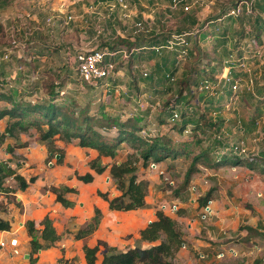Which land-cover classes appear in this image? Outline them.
I'll list each match as a JSON object with an SVG mask.
<instances>
[{
    "label": "rangeland",
    "instance_id": "374dc122",
    "mask_svg": "<svg viewBox=\"0 0 264 264\" xmlns=\"http://www.w3.org/2000/svg\"><path fill=\"white\" fill-rule=\"evenodd\" d=\"M245 1L180 0L175 6L174 0H14L0 9V93L17 91L18 96L25 100L43 101L49 98L52 84L67 71L70 78L60 88L59 104H72L73 101L81 107L89 104L95 113L104 105L106 112L122 119L129 116L139 118V125L144 128L140 134L144 137L167 135L175 143L189 142V155L178 160L174 167H170L171 162L167 160L159 163L158 168L150 164L140 169V177L150 182L148 199L155 197L160 205L169 204L175 210L170 215L184 210V217L172 216L178 220L184 233L188 264H255L257 260L264 261V172L247 167L219 170L201 168L187 183L193 156L204 148L197 143L198 140H205L203 145H207L215 137L209 130L207 133L192 130L189 135L180 133L176 126L181 119L172 121L169 111L164 108L171 94L162 98L151 91L144 92V88L150 86V81L142 73L147 68L153 72L154 60L134 70L128 66L117 67L115 77L111 78V87L101 85L96 88L79 77L74 64L75 53L101 48L106 42L116 44L119 38L135 40L155 34L181 32V25L193 26L192 19H185L183 13L194 12L199 24L195 28L205 26L211 20H216L215 16L222 10L227 12L234 3L241 6ZM187 5L190 6L189 10L185 9ZM212 44L202 46L207 50ZM247 48L246 53H249ZM7 53L8 59L4 57ZM261 54L251 64L252 82L248 79L242 83L238 95L233 98L226 95L210 98L215 102L224 99L223 103L227 104L226 110L220 114L225 120L222 132L234 142L243 138L252 153L250 155L255 157V161L259 159V164L264 166L261 160L264 158V141L255 140L259 137V131H264V118L252 131L244 127V136L239 134L236 127L240 122L244 126L243 121L248 122L259 114L256 108L262 107L257 102L261 97L257 92H262L264 87V52ZM178 66L177 76L180 78L188 63ZM135 82L139 84L141 94L133 90ZM202 101L199 113L214 116L206 105L208 100ZM7 106L6 101H0V108ZM8 120L7 117L0 120V131L5 130ZM102 132L110 137L117 135L115 129ZM20 144L26 146L19 147ZM58 146L64 149L61 164L57 155L51 157L39 142L35 128L22 133L18 141L9 138L0 144V160L28 181L32 177L37 178L23 191L14 175H11L3 185L8 191L0 188V219L11 224L10 230L4 233L0 231V238L6 241L5 246L0 245V264H88L84 246H95V232L82 239H77L76 233L93 215V208L100 205L98 190L109 192L111 197L117 194L109 173L113 160L102 157V162L109 164L106 172L100 176L95 174L93 183L83 184L77 181L75 173L91 171L88 163L97 157V152L79 146L76 141H58ZM129 152L131 149L127 146L116 159L125 160ZM60 185L76 186L78 189L77 194H68L75 201L72 209H64L47 189ZM192 185L196 186L195 191H191ZM210 189L216 190L213 195L215 201L210 203V211L203 217L196 202ZM177 192L178 199L175 197ZM178 200L179 204L175 203ZM192 200L196 202L192 203ZM46 215L52 218L61 238L54 246L33 253L26 222L34 220L41 229L39 223ZM131 216V213L127 215L123 212L116 217L110 216L111 220H121L119 226L123 234L120 228L118 230L123 240L136 234L133 228L130 230L126 227V221H131ZM249 228L253 230L249 231ZM15 237L18 238L17 246L11 244V239ZM230 248L235 251L229 253ZM15 249L19 250L18 254ZM222 251L226 255L219 258L218 254ZM97 257V263H100L103 247Z\"/></svg>",
    "mask_w": 264,
    "mask_h": 264
},
{
    "label": "trees",
    "instance_id": "16d2710c",
    "mask_svg": "<svg viewBox=\"0 0 264 264\" xmlns=\"http://www.w3.org/2000/svg\"><path fill=\"white\" fill-rule=\"evenodd\" d=\"M12 1L14 0H0V9L9 5ZM247 1L251 2L253 14L250 17L247 15L238 18L230 16L229 20H227V25H232L235 19L239 20L240 29L237 35L241 38L249 36L259 46H264V18H261V13H264V0ZM234 5H237V3H234ZM228 34V28L222 30L221 27H214L213 35H215L218 45L224 46L228 39ZM171 37L172 33L155 34L149 38L145 36L137 38L134 42L129 39L119 38L117 45H123L127 48L128 63L120 60L119 54L114 57L108 56L107 60L112 59V61L116 62V68L128 66L129 69L134 70L135 66L142 61L143 53L146 52L143 48L148 47V59L151 62L155 59L156 61L154 62L153 72L143 76L145 78L148 77L147 80L150 81V86L144 88V92L151 91L162 98L167 94H171L170 99L164 103L167 104L164 108L169 111L171 117H173L175 111H180V124L176 126L180 133L184 134L185 130L190 126L193 132L202 131L207 133L208 130H211L213 134H218L225 124V120L220 114L226 110L225 105L227 104L223 103L224 99L221 102H215L210 96L220 97L226 95L229 98L232 97L231 87L233 81L225 87L218 86L214 95L198 93L197 89L208 74L209 77L206 78L215 79V76L208 70V68H212L211 64L213 62L223 65L221 57L216 56L219 46L215 45L210 50L202 49L198 45L195 48L193 47V50L189 48L192 58L189 61L190 63H188L187 72L178 78L176 76L178 51H173L175 57H172L165 53L167 49L164 47H160L159 50L151 49L165 45ZM108 46L109 43L107 42L102 45V47ZM55 49L59 50V48ZM111 49L115 50L118 48L112 46ZM224 53L229 57L232 51L225 49ZM237 53L239 56L243 55L241 50ZM232 75L237 78L245 76V73L242 70H233ZM69 78L70 75L66 71L61 76V79L52 84V89L48 93L49 98L43 101L32 102L25 100L23 97L18 96L17 91L0 93V101H6L9 104L7 107L0 108V120L6 117L9 119L5 130L0 131V144L4 143L8 138L18 141L22 133L35 128L39 134V142L45 146L51 157L59 155L58 163L61 164L64 159V149L58 146V141L64 143L76 141L79 146L98 152L97 157L88 163L91 171L84 174L75 173L77 181L89 184L95 180V174L101 175L105 173L109 164L103 163L102 157H108L113 160L110 166V177L113 179L120 194L111 197L109 192L98 190V195L109 203L111 210L130 211L148 208L149 204L146 202V197L150 182L140 177L141 166L148 167L152 163L170 160V167H174L178 160L187 158L189 155V142L181 141L180 143H175L167 135L144 137L140 134L144 128L139 125V118L133 119L132 116H129L126 119H122L106 112L104 105H101L95 113V110L89 104L83 107L75 101L72 104H59L57 100L61 98L60 88L65 86ZM111 78L113 77L108 78L110 80H107V78L99 79L95 85L91 86L96 88L101 85L111 87ZM103 81H105V84ZM132 87L133 90L141 94L140 86L137 82ZM108 89L112 91L111 88ZM258 91L257 93L262 96L257 101L262 105V107L256 108V112H259V114H255L248 123H243L249 131L256 129L257 122L264 118V87L262 92L261 90ZM202 100H208L206 105L209 106L212 113H216V116L208 117L203 112L199 113V106L203 102ZM194 106L197 109L195 111ZM113 129L117 132L116 136L110 137L102 132ZM197 143L204 148L193 156V164L187 173V183L201 170L200 166L203 165L214 170L225 167H247L264 172V166L259 164V159L256 161L255 158L254 160L243 159L233 152L216 154L217 151L225 147L224 142L217 137L210 143L207 142L206 146L203 145L206 143L205 140H198ZM24 146L26 144H20L19 147ZM127 146L131 149L128 157L125 160H117L116 158ZM261 160L264 162V158ZM11 175H14L19 183V188L23 191L30 184L36 182L37 179L32 177L28 181L24 176L18 174L13 168L8 167L0 160V188L4 187V180ZM3 189L7 190V188ZM47 189L56 196V201L64 207H74L75 201L70 199L68 194H77L78 189L76 187L60 185L50 186ZM215 192V189H210L204 196L200 197V207L207 206L209 201L213 200ZM176 195L179 196V192ZM182 211L179 210L180 214L184 213ZM102 218L103 212L96 206L93 216L76 233L77 239L92 235L99 228ZM39 224L42 226L41 229L38 228L34 220L30 219L26 222V228L31 237L30 245L33 253L54 246L61 238L49 215H46ZM10 229V222L0 219V231ZM252 230V228H249V231ZM144 243L149 245L144 246ZM183 245H185L184 233L178 220L159 209L156 212V218L141 230L140 238L136 241L134 247L120 250L115 246L109 245L106 241L99 240L93 247L85 245L84 252L88 264H175L176 254ZM101 247H103V257L100 263H97V253ZM255 264H264V261L257 260Z\"/></svg>",
    "mask_w": 264,
    "mask_h": 264
},
{
    "label": "built area",
    "instance_id": "2783aa9c",
    "mask_svg": "<svg viewBox=\"0 0 264 264\" xmlns=\"http://www.w3.org/2000/svg\"><path fill=\"white\" fill-rule=\"evenodd\" d=\"M120 2H123V0H119ZM175 1V6L178 5L180 0H174ZM186 10L190 9V6L187 5L185 6ZM253 14L251 2L245 1L244 4L240 6L239 3L237 5H233L230 10H227V12L223 15L217 18L216 20H211L208 22V24L203 25L200 30L208 31L209 26L211 23H217L218 21H223L226 17H240V16H251ZM250 29V28H248ZM196 30H189L185 32H176L172 34V37L167 40L166 44L163 46L159 47H153V49L159 50L161 48H167L171 50H176L178 51V61H183L188 57V52L190 48V41H188V38L191 36H195L197 33ZM249 47V53H246V50L243 48L242 52L243 55L239 56L238 51L237 52H232V54L225 60V64L223 66V71L222 73H218L215 75V79H210V78H205L199 85L197 92L198 93H208L210 95H214L216 93V88L218 86L225 87L228 83L232 82V98L235 97V95H238L239 92L241 91V86L242 83L246 82L248 79L251 80L252 82V67L251 64L254 60L257 58H260L262 56V52H264V46H259L257 42L254 39L250 40V43L248 44ZM117 54H122L124 59H129V55L127 52L126 47H120L118 49H111L110 47H101L97 49H92V50H80L75 53V58H74V64L77 68L79 77L81 80L89 85H95L99 79L102 78H110V77H115L114 75L116 74V65L117 63L112 61V59L107 60L108 56L114 57ZM6 59L9 58V54H5L4 56ZM233 70H242L245 73V76H239L237 78H234L232 75ZM150 73L146 70L144 71V76L149 75ZM261 96L258 94V97ZM231 98V97H230ZM262 96L259 98L261 99ZM216 116V113L213 114ZM181 119V113L180 111H175L173 117L171 118L172 121L176 122L177 120ZM261 121L257 122V126L260 124ZM256 126V128H257ZM239 130V134L241 136H244L245 128L242 126V122H240L236 126ZM223 127L221 131L216 134L214 133V137H217L219 140H222L224 142V148L221 149L220 151H217L216 154H221L224 152H233L239 157L243 159H249V160H254V156L250 155L252 154L249 150V147L247 143L244 141L243 138L238 139L239 141L234 142L232 141L233 139H230L225 133L222 132ZM192 132L191 127L189 126L187 130H185V134L189 135ZM210 133H212L211 130H209ZM223 134V135H222ZM257 134V133H256ZM254 135V134H253ZM255 140L259 141H264V131H259V137L256 138ZM209 143L211 140L208 141ZM151 166L154 168H158L157 163H152ZM203 169H208L204 166H200ZM232 169H237V167H233ZM173 183V181H172ZM197 188L196 186L192 185L191 191H195ZM212 201H209L208 205L202 208V215L203 217H206L208 214V211H210L211 208V203ZM163 211H167L168 213H173L175 210L169 205H164L162 207ZM3 233L6 231H2ZM11 244L13 246L18 245V238H12L11 239ZM0 245L5 246L6 241L4 238H0ZM231 251H235L233 248H230L228 250L229 253H232ZM15 252L18 254L19 250L15 249ZM226 255L224 251L220 252L218 254L219 258H223Z\"/></svg>",
    "mask_w": 264,
    "mask_h": 264
},
{
    "label": "crops",
    "instance_id": "0c3cea01",
    "mask_svg": "<svg viewBox=\"0 0 264 264\" xmlns=\"http://www.w3.org/2000/svg\"><path fill=\"white\" fill-rule=\"evenodd\" d=\"M223 12L224 11L222 10L220 14L216 15L215 16L216 19L219 18L220 15H222ZM225 13L226 12H224V14ZM183 14L185 16V19H192V22L191 23L193 24V26H191V28H189V27H186L184 25H181L183 28L180 27V30L179 31L185 32V31H189V30H196V29L198 30L195 36H191V37L188 38V41H190V48H191V50H193V47L195 48L196 45H198L202 49H205L203 46H206V43H210V42L213 43V44L209 48L207 47L208 50H210L211 48H214L215 45H218L217 39H216L215 35H213V33H214V27H216V26L219 27V28L221 27L222 30H226L228 28V30H229V34L227 35V38L228 39L226 40L224 46L223 45H218L219 48H218V51L216 53V56L221 57V60H223V62H222L223 65L221 66V65H218L215 62H213L211 64V67L212 68H208V70H210V73L212 75H214V76L216 74L220 73V72L222 73V71H223L222 69H223V66L225 64V60L228 58L225 55V53H224L225 49L226 50H231L232 52H237L239 50L242 51L243 48L246 50V48L248 47L247 45L249 44V40L252 39L249 36H246L244 38H241L240 36L237 35V32L240 29V22H239V20L237 21V19L234 20V23L233 24L231 22L232 25L229 26V25H227V23H228L227 20H229L230 17H226L223 21H218L216 24H212L211 27H210V30L204 31V30H200L199 29V27H202V26H199L198 28H195L199 24H198V20H196L197 17L195 16L194 12H188V13H183ZM261 18H264V13H261ZM215 29H217V28H215ZM208 32H211V33H208ZM156 35H158V34H156ZM125 39H127V38H125ZM129 40L132 41V42H134L135 40H137V38L135 40H132V39H129ZM109 46H110V48L112 46H115L116 48H120L123 45H117V42H116V44L109 43ZM147 48H143V50L146 51V52L143 53L142 61L140 63H138L135 66V68H138L140 66L141 67L142 66H145V65H147L148 62L152 63L151 61H148V55H149V53L147 52ZM151 49H153V48H151ZM247 50H248V48H247ZM166 51L167 52H165V53H167L168 55H171L172 57H175V54H174L173 51H176V50L167 49ZM119 55H120V60H122L125 63H128V59H124V57L122 56V54H119ZM191 58H192V56L190 55V52H189L188 57L185 60H183V61H178V55H177V66L179 64L181 65V64L190 63V62H188V60L190 61ZM155 61H156V59L154 60V62ZM123 67H126V66H123ZM179 69H180V66H178V69H177V72H176V76H177V74L179 72ZM146 70L148 71L149 68L143 70V73H142L143 76H144V71H146ZM148 72L151 73L150 70ZM186 72H187V69H185L183 71V73H182L181 76H183ZM206 77H209V74ZM243 123H248V122H244L243 121ZM97 154H98V152H97ZM157 164H159V163H157ZM96 175L97 176H100L99 174H96ZM70 187H76V186H70ZM149 189H150V185H149ZM116 190H117V194L116 195H119L120 194V191L118 189H116ZM118 192H119V194H118ZM116 195H113V196H116ZM175 197L177 199L179 198V196L176 195V194H175ZM99 198L101 199V202H100V205L97 206V207H99L102 210V212H103V218H102V221H101V224H100L99 228L95 231V245L97 244V242L99 240H103V241H106L111 246L118 247V249H120V250H122V249L125 250L127 248L134 247L136 241L140 238V232H141V230L144 229L149 222H151L152 220H154L156 218V212H157V210H159L160 208H162L164 205L169 206V204H166V203L160 205L157 198L152 197L151 199H148V196H147L146 197V202L149 204V207L148 208L136 209V210H130V211H116V210H111L109 208V203L107 201H105L101 197H99ZM179 201L180 200L176 201L175 203H178L179 204ZM214 201L215 200L213 198L212 202H214ZM195 202H196L195 200H192V203H195ZM196 203H198V208L202 212V206L200 207V202L197 201ZM59 204L64 209L66 208L61 203H59ZM94 208H93V214H94ZM68 209H72V207H70ZM66 210H67V208H66ZM122 212L123 213H127V215H130V213L132 214L131 218H129V220H131V221H126V227L128 226L127 228H129L130 230H132L131 228H133V230H135L134 232L136 233L135 235H132L129 239H124V240L121 239V236H123V235H120L119 234L120 233V230H118V228H120L121 229V233L123 234L122 228L119 226V223H121V220H111L110 219V216L111 215H113L114 217H116V216H118L119 213H122ZM182 212H184V210ZM166 214L169 215V216H171L172 218H175L172 215L176 216V218H177V216L184 217V213L183 214H180V212H178L177 215L176 214L170 215L167 212H166ZM114 231H116V232H114ZM129 233L131 234V232H129ZM184 239H185V236H184ZM120 242H122L123 248H121L122 246H121V243ZM147 245H149V244L144 243V246H147ZM185 251H186V243H185V245H183L181 247V249L176 254V257L174 259L175 260V264H188V261H187V258L188 257L185 256V253H186ZM177 259H178V262H180V263H178L176 261Z\"/></svg>",
    "mask_w": 264,
    "mask_h": 264
},
{
    "label": "water",
    "instance_id": "95a60500",
    "mask_svg": "<svg viewBox=\"0 0 264 264\" xmlns=\"http://www.w3.org/2000/svg\"><path fill=\"white\" fill-rule=\"evenodd\" d=\"M57 158H59V155L57 156ZM29 256V255H28Z\"/></svg>",
    "mask_w": 264,
    "mask_h": 264
}]
</instances>
